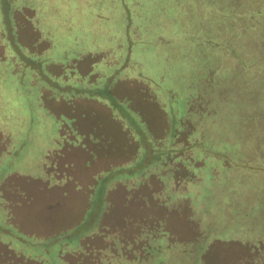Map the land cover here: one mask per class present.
Returning <instances> with one entry per match:
<instances>
[{
    "label": "rangeland",
    "instance_id": "1",
    "mask_svg": "<svg viewBox=\"0 0 264 264\" xmlns=\"http://www.w3.org/2000/svg\"><path fill=\"white\" fill-rule=\"evenodd\" d=\"M0 264H264V0H0Z\"/></svg>",
    "mask_w": 264,
    "mask_h": 264
}]
</instances>
